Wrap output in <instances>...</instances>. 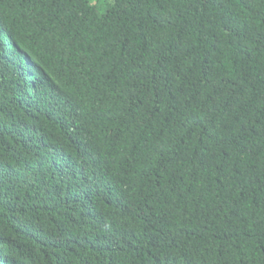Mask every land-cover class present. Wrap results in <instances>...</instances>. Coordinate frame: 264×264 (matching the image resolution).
<instances>
[{"label": "trees", "instance_id": "obj_1", "mask_svg": "<svg viewBox=\"0 0 264 264\" xmlns=\"http://www.w3.org/2000/svg\"><path fill=\"white\" fill-rule=\"evenodd\" d=\"M5 262L264 264V0H0Z\"/></svg>", "mask_w": 264, "mask_h": 264}, {"label": "snow or ice", "instance_id": "obj_2", "mask_svg": "<svg viewBox=\"0 0 264 264\" xmlns=\"http://www.w3.org/2000/svg\"><path fill=\"white\" fill-rule=\"evenodd\" d=\"M165 260H167V257H165ZM5 264H6V262H5Z\"/></svg>", "mask_w": 264, "mask_h": 264}, {"label": "rangeland", "instance_id": "obj_3", "mask_svg": "<svg viewBox=\"0 0 264 264\" xmlns=\"http://www.w3.org/2000/svg\"><path fill=\"white\" fill-rule=\"evenodd\" d=\"M104 3V2H103Z\"/></svg>", "mask_w": 264, "mask_h": 264}]
</instances>
